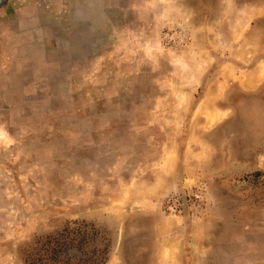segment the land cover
Instances as JSON below:
<instances>
[{"label": "rangeland", "instance_id": "1", "mask_svg": "<svg viewBox=\"0 0 264 264\" xmlns=\"http://www.w3.org/2000/svg\"><path fill=\"white\" fill-rule=\"evenodd\" d=\"M0 264H264V0H0Z\"/></svg>", "mask_w": 264, "mask_h": 264}, {"label": "built area", "instance_id": "2", "mask_svg": "<svg viewBox=\"0 0 264 264\" xmlns=\"http://www.w3.org/2000/svg\"><path fill=\"white\" fill-rule=\"evenodd\" d=\"M194 197L199 196L198 194L194 193ZM187 195L185 193H176L173 194L171 197L168 199H165L161 204H162V211L167 213L168 215L170 214H180L183 210L184 207H186L187 204Z\"/></svg>", "mask_w": 264, "mask_h": 264}]
</instances>
